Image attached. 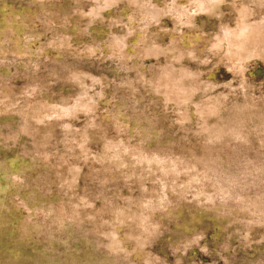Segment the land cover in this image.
<instances>
[{
  "label": "rangeland",
  "instance_id": "rangeland-1",
  "mask_svg": "<svg viewBox=\"0 0 264 264\" xmlns=\"http://www.w3.org/2000/svg\"><path fill=\"white\" fill-rule=\"evenodd\" d=\"M0 264H264V0H0Z\"/></svg>",
  "mask_w": 264,
  "mask_h": 264
}]
</instances>
